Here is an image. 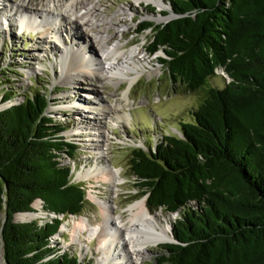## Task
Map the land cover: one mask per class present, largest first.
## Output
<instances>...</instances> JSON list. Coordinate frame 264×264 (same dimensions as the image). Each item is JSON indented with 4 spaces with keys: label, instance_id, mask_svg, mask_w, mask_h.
I'll list each match as a JSON object with an SVG mask.
<instances>
[{
    "label": "trees",
    "instance_id": "1",
    "mask_svg": "<svg viewBox=\"0 0 264 264\" xmlns=\"http://www.w3.org/2000/svg\"><path fill=\"white\" fill-rule=\"evenodd\" d=\"M167 2L176 17L157 26L143 22L139 33L153 29L148 53L163 51L160 63L171 79L202 100L181 136L133 153L132 175L149 209L179 215L160 264H264V0ZM218 69L229 79L223 88L209 86ZM11 85L0 78V107L15 98ZM49 106L37 90L0 109L6 264H91L51 246L60 217L82 214L88 201L72 167L59 160L75 157L77 147L62 137L66 129ZM38 200L56 217L18 222L19 214L36 213Z\"/></svg>",
    "mask_w": 264,
    "mask_h": 264
},
{
    "label": "rangeland",
    "instance_id": "2",
    "mask_svg": "<svg viewBox=\"0 0 264 264\" xmlns=\"http://www.w3.org/2000/svg\"><path fill=\"white\" fill-rule=\"evenodd\" d=\"M158 1L159 3L146 0H99V14L105 17L109 24L102 28L101 33L93 30V33H98L95 35L97 40L90 41V44L97 49L100 58L103 57V48L96 45L110 32L116 36L117 41L125 45L124 50L137 51L136 55L145 71L129 90V82L116 83L114 80L100 84L83 80L80 72L70 75L71 78L67 82L61 42L68 47L79 45L70 34L61 32L58 40L50 38L47 34V28L59 14L63 0H0V78L8 76L12 83L10 91L15 94V98L0 109L22 102L25 94L40 90L48 96L50 102L47 113L66 129L61 134L62 137L77 147L75 157L65 154L59 160L61 164L72 167L73 182L86 188L88 204L78 216L60 217L63 225L58 235L53 237L51 246L60 248L63 253L77 255L81 263L97 264L101 256L99 245L97 239H89L87 233L75 232L72 218L85 217L92 226L102 223L99 207L93 203L92 195H98L108 201L114 216H120L125 221L130 216V205L143 199L147 202V196L142 197L143 191L139 187V181L132 175L134 150L153 149L164 136L180 135L181 125L193 122V111L202 100L201 93L191 91L171 79L166 68L160 63L161 58H166L163 51L152 56L147 51L154 31L150 29L140 34V24L148 21L154 26L162 25L175 16L168 0ZM17 5L30 11L48 10L53 15L47 19L40 15V19L36 17L38 23L22 25L18 19L19 15L11 12L13 6ZM66 21L67 28H72L75 32L74 24H71L70 20ZM55 22L54 20L52 23ZM107 27L110 28L109 31H105ZM76 32L79 38L83 37L82 33ZM83 42L84 45L87 44L85 38L80 44L83 45ZM53 44L56 49H53ZM94 67L95 65L90 64L86 66L89 71H94ZM3 69L6 76H2ZM134 76L132 74V77ZM228 82L224 71L218 69L216 75L209 79V86L223 88ZM104 106L117 108L120 112L118 115L107 116L102 112ZM94 118L102 122L100 132L104 133V138L98 139V128L94 130L93 125L96 121ZM83 122L87 123L80 125ZM110 172L117 174L115 185L103 181ZM33 209L36 213H26L25 218L19 217V214L16 220L38 221L43 224L56 217L44 212L39 200L33 204ZM149 211H160V225L167 228L169 224L172 234V223L179 215L170 214L163 209ZM172 241L173 238L168 242ZM168 242L149 247L143 264H160L164 254L161 246ZM0 264H6L3 250L0 253Z\"/></svg>",
    "mask_w": 264,
    "mask_h": 264
},
{
    "label": "bare ground",
    "instance_id": "3",
    "mask_svg": "<svg viewBox=\"0 0 264 264\" xmlns=\"http://www.w3.org/2000/svg\"><path fill=\"white\" fill-rule=\"evenodd\" d=\"M63 1V5L58 12L59 14L54 18L56 22L52 23L53 20L49 24L47 34L51 36L50 38L54 39H60L61 32L70 34L73 40H76L79 45L68 47V45L61 42L63 45V62L65 64L64 73L67 77V82L71 78L70 75L75 72H80V77L83 80H91L100 84L113 82L114 80H116V83L129 82L130 90L132 85L145 71V68L141 65V60L136 55L137 51L124 50L125 45L117 41L116 36L110 32H108L109 35L106 38L101 39L100 46L98 44L96 45L103 48V57L100 58L96 52L97 49L94 45L92 46L90 44V41L95 42L97 40L95 35H98V33H93V30L101 33L102 28L109 24V21L99 14V0L97 2L91 0ZM146 1L159 3L158 0ZM11 12H15L16 16L19 15L18 19L22 25L38 23L37 18L40 19V15H44L46 19L53 15L48 10L30 11V9L20 5L13 6ZM33 17L35 21L32 19ZM66 20H70V23L74 24L76 27L75 32L71 30L72 28H67ZM56 24L59 25L57 26ZM106 30L109 31L110 28L107 27ZM76 31L82 33L83 37L79 38ZM84 38L87 42L86 45H84V42L83 45L80 44V41L84 40ZM63 39L65 38L63 37ZM56 48V45L53 44V49ZM88 64L95 65L94 71L91 69L89 71L86 68ZM132 74L135 76L132 77ZM94 89L98 94V89L96 87ZM102 112L109 116L111 114L118 115L120 110L104 106ZM95 120L93 123L94 130L98 128L96 135L98 139L104 138V133L100 132V123L102 122L98 121L97 118ZM86 123L83 122L80 125H85ZM87 125H89V121ZM86 131L87 129L85 128V133ZM116 175L110 172L104 178V183L115 185L118 179ZM92 201L99 207L103 219L102 223L98 226H92L82 216L73 217L71 222L75 232L87 233L89 239H97L101 255L97 264H143V258L146 252H148L149 247L158 246L172 240L169 224L167 228L160 225L158 220L160 211L156 213L149 211L145 199L128 207L130 216L126 221L120 216H114L110 203L101 199L98 195H92ZM19 217L25 218L26 215L21 214Z\"/></svg>",
    "mask_w": 264,
    "mask_h": 264
},
{
    "label": "water",
    "instance_id": "4",
    "mask_svg": "<svg viewBox=\"0 0 264 264\" xmlns=\"http://www.w3.org/2000/svg\"><path fill=\"white\" fill-rule=\"evenodd\" d=\"M175 17H176V16H174L173 18H175ZM173 18H172V19H173ZM179 136H181V134H180ZM71 216H73V215H71ZM172 242H173V241H172Z\"/></svg>",
    "mask_w": 264,
    "mask_h": 264
}]
</instances>
